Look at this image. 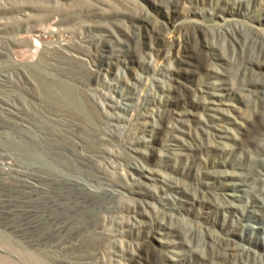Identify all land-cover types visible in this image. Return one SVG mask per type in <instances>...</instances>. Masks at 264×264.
I'll list each match as a JSON object with an SVG mask.
<instances>
[{"label":"rangeland","instance_id":"374dc122","mask_svg":"<svg viewBox=\"0 0 264 264\" xmlns=\"http://www.w3.org/2000/svg\"><path fill=\"white\" fill-rule=\"evenodd\" d=\"M263 51L264 0H0V98L32 122L0 107V144L27 169L58 168L39 134L69 136L62 113L109 180L78 194L111 210L74 251L38 249L55 264H264V100L246 89L264 79L247 68ZM0 206V235L26 249V215ZM227 238L229 254L213 255Z\"/></svg>","mask_w":264,"mask_h":264},{"label":"bare ground","instance_id":"6f19581e","mask_svg":"<svg viewBox=\"0 0 264 264\" xmlns=\"http://www.w3.org/2000/svg\"><path fill=\"white\" fill-rule=\"evenodd\" d=\"M41 34H38V35H41ZM39 40H40L39 38H33V40L30 42V48H28L29 51L35 50L38 48ZM29 51H26V55L28 54ZM29 53H32V52H29ZM32 54L34 55V53H32ZM61 54H59V51L57 49H54V47H53V49H51L48 53V58H49V60L51 59L52 64H54L55 61L61 63L62 61H64V57ZM48 58H47V60H48ZM92 61H93L92 62L93 65L96 67L95 71H98L99 73L101 70L106 69V67L108 65L107 64L108 62H106V63L105 62H98L99 60L97 61L96 59H92ZM247 68L250 69L252 72H255V71L258 72L259 69L264 68V60H262L260 58V56H257L256 58H250L248 60ZM0 81H2V80H0ZM5 81H7V80H5ZM47 89H49V88H47ZM246 89L249 90L258 99L264 100V79L254 77V78L246 80ZM68 93H70V92H68ZM62 94L63 93L61 92V95ZM67 99H69V98H67ZM3 100H5V99H3ZM59 100H61V99H59ZM71 101H72V99H71ZM71 101H70V103H72ZM4 103L5 102H3L2 99L0 98V107L1 108H8V109H10V111H12L14 113V115L16 116V119H17L15 123L23 124V126L29 125V123L31 122V119L29 120L28 116L24 114L23 109H21L19 107V108H17V110H14V109L12 110L11 108L7 107V105L4 106L3 105ZM65 105H67V104H65ZM70 106H69V108H70ZM51 107H55V106H51ZM60 114L62 117H58V118L55 117V118H56V120H60L62 122V124H63L62 130L67 132V134L68 133H70V134L74 133L75 134L76 128L74 125L76 124V121H74L73 118L71 119L70 117H68V115L65 116V114L64 115H62V113H60ZM66 114H69V113L66 112ZM114 117H116V116H114ZM33 119H35V118H33ZM51 119H53L52 116H51ZM0 122H1V119H0ZM13 122H14V120H13ZM56 122H58V121H56ZM34 123H35V121L33 122V125H34ZM58 125H61V124H58ZM39 126H42V125L39 124ZM42 127H44V126H42ZM20 128H22V127H20ZM37 128H39V127H37ZM0 131H1V129H0ZM22 131H24V133ZM22 131H20V133L17 132L18 133L17 136L20 138V141L22 139L26 140V138H27L25 135V132L27 130L26 131L22 130ZM40 131H41V133L39 135H40V138L43 140V142L45 141L46 143L50 144V147H48L50 153L53 156H58L61 159L60 161L57 162V163H59L58 168L52 169L50 171L49 170H43L40 167H39L40 169H37L38 167L27 169V168L23 167L24 165L21 166L20 164L15 163L13 161V157L10 155L11 152L9 153L8 152L9 150L7 151V148L2 147L3 144L2 145L0 144V184L4 185V186H13L18 190L17 194H14L15 196L13 198H9L10 196H8V195H10L11 192H13V190L11 192H7L6 191L7 187L5 188L6 190H4V188H3V190H0V205L5 206V207L7 206L8 208H13V210H14L13 212H16V213L19 212L18 214H25L26 217L24 219L23 218L22 219L20 218V220L18 219L19 220L18 224H16V222L14 220H12V221L15 222L16 226L19 225V227H20V228H18L19 230H21V231L25 230V234H28L26 231H29V230L31 233V234L29 233L30 235L28 234L29 241L31 242V244H30V246L28 245V247H26V249L24 247L20 248V247L14 245L9 239L6 238V236H7L6 234L2 233L4 235H0V250L2 251V252H0V256H2V258H4V260H3L4 264H55L53 262V260L55 259L54 255L49 254L48 251H46V250H39L37 246L45 244L46 246L50 245L52 247H61L64 251L67 250V251L71 252V250L75 249V245H73V244H76V243H74V241L79 240L80 235L84 234V231H88V229L90 230V228L93 227L94 222L92 221V216L93 215L99 216L100 211H102V210L104 211V209L108 210L111 208V206H109L108 203L98 202L99 203L98 204L97 202H95L97 204H95V203L92 204V203H89V200L86 201L87 199L86 200H81V199L79 200V198H78L79 197L78 194L79 193L81 194V192L86 193L88 195H91L93 197L99 196V189H97L98 187L92 188V186L95 185V182L107 183V180H108L107 177L108 176L106 177V175L104 174L105 172L103 173V171L99 170V168L98 169L92 168L91 164H93L94 162H97V161H95V159L93 161V155L90 156V155L86 154L85 152H83L81 150L79 143L75 142V140L70 139V137H69V136H71L70 134H69V136L68 135L65 136V135H62V133H59V134L58 133H50L47 130L40 129ZM76 131H78V130H76ZM32 133H34V132H32ZM261 135H262V133H261ZM5 136L7 137V135H5ZM8 137H11V135ZM8 137L6 139L5 138H3V139L8 140ZM13 138H15V136ZM33 138H34V136H33ZM35 138H37V137H35ZM34 140H36V139H34ZM37 140H38V138H37ZM136 140L137 139H135V141ZM22 143H25V142L22 141ZM131 144H133V143H131ZM5 145H6V143L4 144V146ZM39 145L40 144L38 143V146ZM19 147H20V145H19ZM98 148L100 149V147H98ZM45 151H47V150H45ZM46 153L48 154V152H46ZM32 159H34V158H32ZM16 161H17V159H16ZM17 162H19V161H17ZM26 162L27 161H25V163ZM22 163H24V162H22ZM37 166H39V165H37ZM95 166L97 167L96 163H95ZM98 167H99V165H98ZM39 171L44 172V173H41ZM261 179L263 180V178H261ZM263 182H264V180H263ZM101 187H104V186L101 185ZM261 190L262 189H260V192H261ZM262 192L264 195V191H262ZM86 197H84V198H86ZM260 197L261 196H259V198ZM263 198H264V196H263ZM82 199H83V197H82ZM97 201H99V200H97ZM104 202H108V201H104ZM110 204H111V202H110ZM6 210H7V208H6ZM108 213H110V212H108ZM9 214H11V213L9 212ZM13 215H11V216H13ZM15 215H17V214H15ZM21 217H23V216H21ZM6 222L7 221H4V223H6ZM22 225H24L25 228ZM21 226H22V228H21ZM12 229L14 230V228H12ZM8 233H10V232H8ZM87 236H88V234H87ZM20 237L22 238V236H20ZM27 238L25 240H27ZM22 240H24V239H22ZM81 240H82V242H84L83 238ZM78 247H80V246H78ZM228 249H229V239L227 238V239L222 241L219 249H216L212 253H214L213 255L221 258V257H224L225 255L229 254ZM67 251H66V253L68 254ZM12 254L18 255L19 259H17V260L13 259L11 257ZM210 254H211V252H210ZM71 257L72 256H70V258ZM212 258H214V257H212ZM243 263L247 264L244 259H243ZM248 264H253V263H248Z\"/></svg>","mask_w":264,"mask_h":264}]
</instances>
